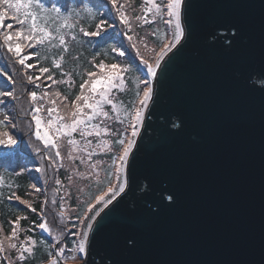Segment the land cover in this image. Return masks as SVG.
Here are the masks:
<instances>
[{
    "label": "water",
    "instance_id": "95a60500",
    "mask_svg": "<svg viewBox=\"0 0 264 264\" xmlns=\"http://www.w3.org/2000/svg\"><path fill=\"white\" fill-rule=\"evenodd\" d=\"M182 21L76 264H264V0H185Z\"/></svg>",
    "mask_w": 264,
    "mask_h": 264
},
{
    "label": "trees",
    "instance_id": "16d2710c",
    "mask_svg": "<svg viewBox=\"0 0 264 264\" xmlns=\"http://www.w3.org/2000/svg\"><path fill=\"white\" fill-rule=\"evenodd\" d=\"M42 3L45 6L53 4L60 6L65 10V14L67 11L75 9L80 11L81 15L72 21L76 24L77 39L73 40L70 33L67 35L68 51L65 52L62 47L58 46L57 41L52 42V45H57L55 47L45 45L43 48H37L36 51L40 55L39 63L36 57L26 61V64L36 65L33 69L19 65L14 53L7 51V46L3 45L2 37H0V69H5L16 81L14 97H17L15 99L0 97V120L4 118L5 114L10 118L6 124L0 125V139H7L3 136V133L7 132L16 141L11 146L0 145V240L3 241L5 248V251H0V264H9V260L15 264V259L12 256L13 250L8 249V244L15 243V240L18 239L19 245V241L27 240L26 238L29 236L37 243L31 245L33 252L25 253V259L20 260L19 264H46L51 256H56V250L60 247H64L67 252L66 263L81 260L82 254L71 251L81 239L80 235H73V233L78 234L86 228L88 219L95 214V211H100L104 207L103 204L94 203L95 196L99 195L101 191H106L110 186L107 183L109 179L113 182L116 181V177L112 175L115 172V168L112 166V157L118 156L122 151L114 145L117 133L127 128V134L123 138L125 140L131 138L130 123L125 119L123 124H119L116 120L117 113L112 112L110 106H105V110L109 112L107 118L96 116L89 122L91 125L109 129L101 136L107 138L109 144L107 149L91 154V158L95 156L103 161V174L90 187H86L88 193L83 195L84 199L80 198L79 190L74 186V182L78 179V175L74 174V171L79 170V163L82 159L81 151L79 154L74 153L73 146L68 143V140L72 139L81 144V141L85 139L91 141L90 146H92L97 144L96 139L100 136L92 134L82 137L78 130L70 137L66 134L54 137L60 144L61 156L56 157L55 163H53L50 156L55 157V150L46 148L43 141L38 140L34 135L35 124L31 119L34 102L30 100L28 93L37 91L38 102L44 105L40 115L46 122V109L53 106L48 103L47 99L39 101V95L47 90L43 85L50 83L46 81V76L51 74L55 80L60 81L51 87L52 98L56 100L57 106L63 109L62 97L66 96L70 109L71 102L80 92L79 85L88 78L85 73L100 72L101 70L95 65L103 61L107 66L118 64L130 69L124 73L125 83L121 90L114 89L111 96L118 107L123 105L131 110L133 102L139 106V99L135 96L136 91L143 88V81L149 80L147 68L141 62L140 56H137V50L149 63H155L156 55L163 44L169 42L173 30L164 22L165 12L164 18L153 19L149 14L138 23L133 19L131 30L128 31L126 26L120 24L115 9L111 7L110 0H42ZM156 3L163 9L166 7L167 0H156ZM119 5L124 6V11L130 19L136 15H143L146 7L144 0H118ZM85 7L97 11L95 19H88L85 16L83 11ZM109 16L116 17L114 21H109L114 24L112 38L101 42L99 37H84L80 33L81 27L86 31H94L95 24L101 18L108 19ZM10 17L11 14L5 18L4 24L0 25V31H15L16 22ZM8 24H13V28L8 29ZM53 26L50 25V27ZM64 31L68 33V29H64ZM124 31H128V34L133 37L132 41H128L123 36ZM132 43L136 44V49L131 47ZM121 46L126 50L124 57H118L117 53L111 51L112 47ZM53 60L61 64L59 69L54 67ZM40 67H48L49 73H39ZM66 73L71 75H66ZM28 75L33 77L39 75L41 87L37 88L34 84L29 83ZM5 79L6 77L0 74V82ZM8 90L12 89L0 88V91ZM56 92H59L61 96L56 97L54 95ZM85 112H89V110L85 109ZM60 114L64 115V111H61ZM120 115L123 117V112ZM13 124L16 127H13ZM36 148H40L41 151L37 152ZM109 148H112V151H109ZM69 152H71V158H69ZM118 166L119 161L116 164V167ZM38 168L41 171H37ZM120 177L121 179L125 178V171L120 174ZM57 180L60 181L59 184L56 183ZM33 184L40 191L33 189L31 187ZM13 193L18 195L20 200L14 197L9 199ZM22 201H28L35 211H32ZM89 203L93 204L92 211L87 208ZM85 212H87V216H84ZM77 217H83L84 223H78ZM17 218H20L15 225L19 229L18 236L10 241L7 238L14 226L11 222L17 221ZM40 223H47L51 227L50 230L55 231V234L61 237L56 250H54V246L57 241L54 236L39 227ZM41 241L43 243H40ZM73 256L76 258H71Z\"/></svg>",
    "mask_w": 264,
    "mask_h": 264
},
{
    "label": "snow or ice",
    "instance_id": "6c2138e0",
    "mask_svg": "<svg viewBox=\"0 0 264 264\" xmlns=\"http://www.w3.org/2000/svg\"><path fill=\"white\" fill-rule=\"evenodd\" d=\"M145 9L143 15H136L134 18L130 19L129 15L124 11V6H118V0H110L111 7L115 9L117 17L121 25L126 26L128 31L131 30V25L133 19L135 22H140L145 19L149 14L152 15L153 19L157 17L164 18V13L166 12V18H164L165 24L173 29L171 32V38L168 43L163 44V47L160 48L159 53L156 55L155 63H149L147 59H144L139 50H137V56H140L141 62L147 68L148 75L152 78L149 80L143 81V88L138 89L135 93V96L139 99V106L135 105L133 102L132 109H128L118 104L114 101L111 96L112 91L121 90L122 86L125 83L124 73L130 69L127 67H121L118 64H112L110 66L105 65L102 61L98 65H95L96 68L100 69V72H86L88 77L79 85L80 92L75 96V99L71 102V108L69 109V104L67 102V97H62L63 109L57 106V102L52 98L53 93L51 92V87L53 84H58L60 81H57L49 73L48 67H40L39 73L48 74L46 76V81L50 83H45L43 86L47 89L42 94L39 95V101L48 100V103L53 105L48 107L47 119L46 122L44 118L40 115L44 109L43 103L38 102V93L37 91H31L28 93V96L34 106L32 108L31 119L35 124V137L43 141L46 148H51L55 150V157H51L53 163H55V158L61 156L60 144L57 139L54 137L58 136H71L73 133L80 131L82 137L92 135V132L88 131L89 128L93 130L99 128V125H91L89 122L96 116H103L107 118L109 112L105 110V106H110L112 112L117 113L116 120L119 124H123L124 120L127 119L131 125V138L125 140L123 137L126 136L128 129L124 128L123 130L117 133V139L114 141V145L118 146L122 151L118 156L112 157V166L115 168V172L112 173L116 177V181L108 180L107 183L110 185L107 187L106 191H101L99 195L95 196L94 203L103 204L106 208L109 204H112L114 200L121 193L125 191L127 186V178L121 179L120 174L125 171V165L129 163L130 154L133 151V147L136 144V138L139 135V129L145 119V111L149 108L150 102L154 100L156 89L153 85V80L158 75V69L163 71L162 62L168 56L169 53L173 52V49L177 48L186 36L185 27L182 21V12L185 0H167L166 7L162 9L161 5L156 3V0H144ZM84 14L88 19H95L97 16V11L93 8H84ZM11 14V19L16 22L15 31H0V37H2L3 45L7 46V51L9 53H14L17 58L19 65L24 66L28 69H33L36 65L32 63H27L31 58L36 57L38 63L40 61V55L36 51L37 48H43L45 45H52L53 41L58 42V46L62 47L65 52L68 51L67 35L70 33L73 40L77 39V33L75 32L76 24L72 21L78 19L81 15L80 11L73 9L72 11H67L60 6L52 5L45 6L42 3V0H0V25L4 24L5 18L9 17ZM116 17L109 16L108 19L101 18L99 22L95 24L94 31H86L84 28H80V33L84 37H99L101 42L106 41L109 38H112V33L114 31V24L109 21H114ZM50 25H54L50 27ZM8 29L13 28V24L7 25ZM64 29H68V33H65ZM128 31L123 32V36L126 37L128 41H132L133 37L128 34ZM53 47L57 45H52ZM131 47L136 49V44L132 43ZM112 52L118 54V57H124L125 51L121 47H112ZM23 53V55H22ZM53 65L55 68L59 69L61 64L58 61L53 60ZM0 74H3L6 79L3 82H0V88H11L12 90L0 91V97L5 98H17L14 97L15 88L14 85L16 81L5 69H0ZM66 75H71L66 73ZM27 81L34 84L37 88L41 87L40 76L33 77L32 75L27 76ZM257 84L264 87V80L256 81ZM56 97H60L61 94L56 92L54 94ZM85 109H88L89 112H85ZM15 111V109H13ZM64 111V115H61L60 112ZM123 112V117L120 113ZM55 114V115H54ZM9 116L4 115V118L0 120V125H4L9 121ZM82 126V127H81ZM13 127H16L13 124ZM104 131H109L107 127L104 128ZM96 136L100 135L99 131L95 132ZM4 137L7 139H0V145L11 146L16 143L15 139L9 133H3ZM68 143L75 145L76 141L69 139ZM91 141H87V144H90ZM104 146L107 147V142H104ZM86 150V149H85ZM37 152H40V148H36ZM109 151H112V148H109ZM69 158H71V152H69ZM117 161H119V166L116 167ZM95 168L97 165H91ZM41 171V169H36ZM57 184L60 183L59 180L56 181ZM36 191H40L35 184L31 186ZM15 198L20 200V197L13 193L9 199ZM168 201H173L174 197L168 195L166 197ZM27 205L32 211H35L32 208L31 204L28 201H22ZM89 211L93 210V204L89 203L87 205ZM103 211V209H100ZM100 211H95V214L92 215L86 224V228L82 229L80 233H73V235H80L75 248L71 249L73 253L82 254L81 258L87 256L89 248V233L93 229V222L96 220V217L100 215ZM84 216H87V212L84 213ZM17 221H12L14 225L8 240H14L18 236L19 229L15 227L18 223ZM26 219V217H24ZM77 222L83 224V217H77ZM39 227L49 232L51 231L46 223H40ZM28 241H31L32 245H35V241L31 236L26 238ZM54 239L59 242L61 237L59 235L54 236ZM40 243H43L41 241ZM129 244H132L133 241L129 240ZM8 249L18 250L19 255L18 259H25V253H32V247H26L24 242H20L19 248L17 243H9ZM0 251H5L4 243L0 240ZM65 252L64 247H60L57 250L56 256H51L49 264H59L60 258ZM71 258H76L75 256ZM9 264H12V261L9 260ZM85 264L87 261L85 259ZM100 264H103V259Z\"/></svg>",
    "mask_w": 264,
    "mask_h": 264
},
{
    "label": "rangeland",
    "instance_id": "374dc122",
    "mask_svg": "<svg viewBox=\"0 0 264 264\" xmlns=\"http://www.w3.org/2000/svg\"><path fill=\"white\" fill-rule=\"evenodd\" d=\"M88 131L92 132V134H94V135H95L96 131L100 132V135H99L100 137H98L96 139V141H97L96 145L90 146V144H87V141L85 139H83L81 141V144H79V142H76L75 145H72L74 153L79 154V151H81L82 159H81V162L79 163V170L74 171V174L78 175V179L74 182V186L77 190H79L80 198H83V199H84L83 195L88 193V190L86 189V187H90L91 184H93L94 182L99 180L103 174V161L99 158H95V156L91 158V154L95 153L99 150L107 149L108 146L105 147L104 142H107V145L109 144V141L107 138L101 137L103 135V133L105 132L103 127L99 126V128H97L95 130H93L92 128H89ZM33 141L35 143V140H33ZM91 165H97V167L93 168V167H91ZM101 170H102V172H101ZM48 227H49V229H51V227L49 225H48ZM50 231L52 233L51 236L57 235V234H55V231H53V230H50ZM17 240H15V243H17V245H18ZM20 242H24L26 247H31V245H32L31 241H28V240L19 241V244H20ZM56 252H57V250H56ZM66 253L67 252H64L63 256L60 258L61 262H63V261L65 262V260H67L66 259L67 258ZM18 255H19L18 250H13L12 256H13V259H15L14 260L15 264H19V262H20V259H18Z\"/></svg>",
    "mask_w": 264,
    "mask_h": 264
}]
</instances>
